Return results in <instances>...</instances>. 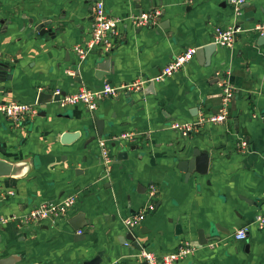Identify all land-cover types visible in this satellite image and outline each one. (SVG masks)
<instances>
[{"label": "crops", "instance_id": "1", "mask_svg": "<svg viewBox=\"0 0 264 264\" xmlns=\"http://www.w3.org/2000/svg\"><path fill=\"white\" fill-rule=\"evenodd\" d=\"M94 1L0 0V61L10 74L0 82V101L34 103L41 91L68 94L105 82L119 86L155 75L187 47L212 42L217 26L239 23L241 32L231 47L217 45L208 64L194 54L147 91L148 85L143 92L103 99L95 111L48 102L24 121L0 115V159L17 168L15 175L0 177V215L76 196L69 216L54 223L42 221L26 230L0 227V260L82 264L102 251L100 264H140L141 250L118 239L126 234L122 219L146 203L152 184L154 209L133 229L143 249L159 258L189 242L192 253L176 264H264V229L252 223L264 214V36L252 30L264 23V0L239 11H232L228 0H103L107 12L121 19L120 37L109 52H91L80 63L73 48L89 35ZM138 5L142 12L158 11L160 19L153 26H137L131 16ZM31 20H50L59 31L54 38L30 34ZM100 57L110 63L96 77ZM222 79L233 89L227 120L205 122L196 133L182 136L174 123L196 122L219 110ZM92 116L103 120L101 137ZM72 131L78 132L74 139L60 141L62 133ZM101 138L111 156L121 143L128 158L105 166ZM184 145L210 152L207 173L187 177L178 169V161L186 158ZM77 212L83 213L81 223L88 222L81 233L67 221ZM213 224L230 234L199 244L197 229L207 233ZM245 225L247 236L233 239L232 233Z\"/></svg>", "mask_w": 264, "mask_h": 264}, {"label": "built area", "instance_id": "2", "mask_svg": "<svg viewBox=\"0 0 264 264\" xmlns=\"http://www.w3.org/2000/svg\"><path fill=\"white\" fill-rule=\"evenodd\" d=\"M253 0H228L235 7V11H239V6L251 2ZM158 11L150 9L139 15L131 16L132 21L137 26H144L147 23H154ZM119 17L110 15L104 5L103 0H95L92 5V19L88 37L74 46V51L81 63L86 56L94 51L103 53L109 52L114 46L115 39L120 37L118 30ZM260 36H264V23H257L252 28ZM241 32V28L232 24L227 27H215L213 34V42L218 46L231 47L236 41L237 35ZM195 47H187L183 52L175 55L170 61L161 67L158 73L149 77H141L135 81L127 82L119 86L112 85L108 82L103 83L98 88L80 87L74 93L62 94L55 101L59 107L82 104L88 111H95L101 100L106 98H116L122 92L141 91L149 83L164 81L167 77L181 70L194 56ZM222 97L221 107L216 113L210 114L199 121H187L182 123H174V129H178L182 136H189L196 133L203 123H224L228 118V104L233 96V89L224 79L221 81ZM59 89L52 91V95H59ZM39 109V104L22 103L16 100L0 101V115L11 121H24L34 117ZM125 137V135H123ZM116 138V137H114ZM118 139L120 137H117ZM123 138V137H122ZM127 138V137H125ZM99 154L102 163L107 166L111 163V155L104 138L98 139ZM241 150L247 148V142L241 139L239 142ZM156 186L149 185L147 191V201L138 211L122 219V224L126 231H131L145 217L147 212L154 209V196L156 194ZM12 194V191H8ZM76 202L75 194L67 195L59 201L43 200L34 207L25 212L10 215H0V227L11 224L17 229L26 230L30 225L42 221L56 222L61 218L69 216L71 208ZM254 226L261 230L264 229V214L255 216ZM248 226L245 225L232 233L233 239L240 240L247 236ZM81 233V230H77ZM193 248L189 242H183L173 252L156 257L154 253L141 249L140 257L143 258L145 264H176V262L188 254L192 253Z\"/></svg>", "mask_w": 264, "mask_h": 264}, {"label": "water", "instance_id": "3", "mask_svg": "<svg viewBox=\"0 0 264 264\" xmlns=\"http://www.w3.org/2000/svg\"><path fill=\"white\" fill-rule=\"evenodd\" d=\"M248 3H244L239 6V9H242L243 7L246 8L248 6ZM137 8H140L138 10V15L142 13V9L140 5L137 6ZM235 7L231 5V10L234 11ZM161 17V13L157 14L155 17V20H159ZM92 19V16H91ZM240 22V21H239ZM154 23H147L146 26H153ZM236 25H239L237 23ZM29 27H32L30 30V34L37 33L39 36L47 35L48 37L54 38L56 36V32H58L57 27L52 28V24L50 20H44L40 23H35L34 20L29 21ZM217 45L212 41L210 43H207L205 45L196 47L195 49V56L198 60H200L202 63H209L210 56L212 53L216 50ZM110 63L108 58H99L97 63V69H95L94 75L96 77H100V74H104L102 72H107V64ZM8 68L9 66L3 62L0 61V82L4 81L5 79L10 78V74H8ZM72 68L75 70V74L79 75L78 72V64H73ZM216 73H214V76ZM77 81L81 82L80 77H77ZM217 77H214V81L217 82ZM154 86V83H149L147 89ZM63 93H60L59 95H52V91H41L38 93L36 102L39 104V107H42L44 104L48 102H55L60 95ZM192 115L196 114L197 109L193 108L191 111ZM39 114V112H38ZM43 114V113H42ZM92 119L95 123L96 127V136L101 137L102 136V127H103V120L98 116H92ZM78 132L72 131V132H64L61 135L60 141L63 143H68L70 140L74 139L77 136ZM95 135H92L87 141H92L96 137ZM118 151L115 155L111 156V160L113 159L114 162L126 160L128 158V150L123 144H118ZM132 149V147L130 148ZM183 152L186 155L185 159H181L178 161V169L183 171L185 175L188 177L193 172L199 173V174H205L207 173L209 161H210V152L207 149H200L199 147L195 145L191 146H185L183 147ZM17 172V168L12 164L9 163L3 159H0V177L3 176H12L14 173ZM15 175V174H14ZM83 217L82 212H77L75 215L68 218L69 225L74 230L81 229L86 223H81V218ZM177 229L179 226L176 227ZM197 239L199 244H206L209 241L219 240L220 234L229 235V230L225 229L222 230L220 227H218L217 224H213L211 227H209V230L207 233H205L202 229H197L196 231ZM119 243L122 245H126L127 248H132L135 250H141L145 247V244L140 241L137 236L135 235L134 231H126V234L122 236V238L118 239ZM102 260V251H98L92 258L85 260L82 262V264H100ZM8 262V260H0V264H4ZM140 264H145V261L142 260Z\"/></svg>", "mask_w": 264, "mask_h": 264}]
</instances>
